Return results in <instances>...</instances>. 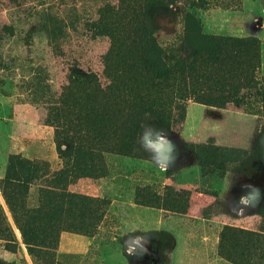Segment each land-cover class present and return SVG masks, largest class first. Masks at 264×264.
Masks as SVG:
<instances>
[{"label":"rangeland","instance_id":"1","mask_svg":"<svg viewBox=\"0 0 264 264\" xmlns=\"http://www.w3.org/2000/svg\"><path fill=\"white\" fill-rule=\"evenodd\" d=\"M107 3L117 4V0H0V207L15 238L14 241L0 238V264H169L172 237L166 231L169 224L181 216L162 209L161 204L157 208L135 204L132 208L125 202L113 203L107 197L74 193L72 185L83 180L101 185L113 178L120 188L119 194H136L147 186L162 194L164 180L149 170L133 171V164L138 162L136 160L164 158L173 165L171 170H161L162 175L165 172L169 177L173 170L176 172L180 167L194 163L190 153L183 150V144L213 142L227 150L252 151L253 154L242 162L228 164V169L236 168V171L231 169L227 173L238 175L233 197L216 199L204 211V216H216L225 226L248 231L258 226L256 218L255 228L234 225L224 218L229 217L228 211H236L243 205L242 200L247 199L248 205L254 206L264 197V118L247 115L232 105L218 109L188 102L184 121L171 131L143 126L139 135L140 159L104 155L103 169L96 179L80 178L68 186L69 193L100 198L109 203L102 222L92 235L62 231L53 243H46L48 235L44 234L46 239L41 254L35 258L30 256L1 192V182L11 157L26 163H47L50 172L61 169L52 122L55 102L74 73L83 74L91 83L107 85L105 60L113 47V39L85 27L96 19ZM242 6L239 11L219 8L202 11L180 2L170 10L157 13L159 30L156 39L165 48H179L183 14L189 12L199 21L203 34L257 37L261 42L260 74L264 76V0H242ZM240 119L244 120L241 125L236 123ZM247 127L251 133L250 146L240 147L238 143L230 142V136L237 133L242 138ZM228 130L230 135H227ZM64 149L65 146L60 147V150ZM215 182L213 178L205 179L201 190L214 194L212 186ZM226 182L217 188H223ZM37 190L32 187L26 194L21 190L16 196L21 199L17 203L23 216L30 211L60 209L52 194H39ZM137 207L147 209L142 211L148 219L146 222L153 215V220H161V226L156 224L142 232L136 231L130 220L139 214L137 210L141 211ZM156 211L163 213L156 216ZM193 224V221L185 220V227L180 231L190 239L191 248L203 254L206 249L203 236L206 235L209 240L207 250L214 260L212 264H231L217 252L224 225H213L204 231Z\"/></svg>","mask_w":264,"mask_h":264},{"label":"trees","instance_id":"2","mask_svg":"<svg viewBox=\"0 0 264 264\" xmlns=\"http://www.w3.org/2000/svg\"><path fill=\"white\" fill-rule=\"evenodd\" d=\"M180 2L202 11H239L242 7V0H117V4H105L96 19L85 25L113 39L105 60L107 85L72 74L56 99L52 118L61 169L50 172L47 163L11 157L1 182V192L30 256L41 254L44 234L48 235L46 243H53L62 231L94 233L109 203L69 193L67 188L80 178L96 179L104 155L140 159L143 126L171 131L184 121L188 102L218 109L232 105L247 115L264 118L260 40L203 34L195 16L185 12L179 48H165L156 39V15ZM61 146L65 149L60 150ZM183 150L193 157L202 181L222 180L231 169L236 171L228 169L229 163L242 162L253 154L223 149L213 142L183 144ZM32 187L39 194H52L60 209L30 211L23 216L17 203L21 199L16 196ZM163 190L158 194L144 187L134 194V203L161 204L172 214L185 215L190 193L169 186ZM255 215L259 223L253 231L225 225L220 231L217 252L231 264H264V197ZM2 237L15 240L0 207Z\"/></svg>","mask_w":264,"mask_h":264},{"label":"crops","instance_id":"3","mask_svg":"<svg viewBox=\"0 0 264 264\" xmlns=\"http://www.w3.org/2000/svg\"><path fill=\"white\" fill-rule=\"evenodd\" d=\"M260 1V0H259ZM243 7V6H242ZM243 9V8H242ZM264 13V9L262 14ZM256 21H259L258 19ZM255 21V22H256ZM211 121V120H210ZM244 122L243 119L237 120V124H242ZM249 123V122H248ZM247 123V124H248ZM238 134V133H237ZM236 136L231 137V143H238L240 147H248L251 145V133L249 132V128L245 129L244 134L241 133L242 138L239 137V134ZM227 135H230V131L228 130ZM136 164L133 165V171L140 170V171H152L156 173V175L164 180L163 185L174 187L177 189L186 190L190 193L189 197V204L188 209L185 215L176 218L175 221L169 224V229L166 231L172 237V249L170 251V262L169 264H212L214 260L209 255L207 250V246L209 245V240L207 239L206 235L203 236V241L205 244V252L202 254L201 252H196L191 248L190 239L185 235L180 233L183 227V223L185 220L193 221L194 226L201 227L202 230H206L210 226L216 225H226L225 223H219L218 217L212 216L207 218L204 216V211L210 207L216 199H230L233 197L232 190L235 187V182L238 181V175L233 173H226L224 178L220 181H217L213 184L214 194L205 193L202 188L203 181L200 176V169L195 166L191 165L188 167H180L175 172L174 170L171 172L169 177L166 176L165 172L164 175L161 170L164 169H172L173 165L170 161L165 162L164 158H157V159H149V160H136ZM227 181V182H226ZM223 188L218 189V185H223ZM119 186L115 183V179H109L103 184H99L97 182H92L90 180H83L78 181L76 184L72 185V191L78 194L90 195L93 197H107V199H111L113 203L125 202L126 204L131 205V207H136L134 203V194H119ZM243 205H239L236 211H228V216L224 219L233 223L234 225L239 226H246L247 228H255V218L257 221V217L255 215L256 210L259 208L260 204L257 205H248L247 199L242 200ZM141 209V211L137 210L139 214H135L133 220H130L132 223V227L138 231L142 232L144 229L153 228L156 224L161 226V220L158 222L153 220L151 216V220H148L145 214L142 211H146L147 209L141 207H137ZM111 211V210H110ZM153 213V211H151ZM163 213L162 211L157 212L156 216ZM232 225V224H230ZM192 226V224H189ZM159 230V228H158ZM179 230V231H177ZM135 231V232H136ZM139 239H137L138 241ZM211 243V242H210ZM213 243V241H212ZM216 247V242L214 241V248ZM209 258V259H208ZM127 264V263H126Z\"/></svg>","mask_w":264,"mask_h":264}]
</instances>
